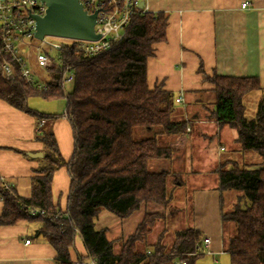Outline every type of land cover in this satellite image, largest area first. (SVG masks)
Listing matches in <instances>:
<instances>
[{"label": "trees", "instance_id": "obj_1", "mask_svg": "<svg viewBox=\"0 0 264 264\" xmlns=\"http://www.w3.org/2000/svg\"><path fill=\"white\" fill-rule=\"evenodd\" d=\"M166 26L164 12H149L96 55L85 57L72 45L62 47L59 64L48 69L49 80L40 91L20 77L4 81L0 68V99L34 117L33 138L42 143L28 197L19 195L0 175V225L37 222L30 236L43 237L55 249L57 264H75L69 250L76 235L87 251L86 257L77 255L78 264L87 257L95 264H194L204 254L195 250L203 237L192 226L175 230L169 246L163 240L165 228L155 241L149 240L163 212L145 210L133 233L116 240L107 239L105 228L96 226L101 212L127 219L149 204L165 208L170 202V172L150 169L149 164L172 157L170 141L187 133L191 121L173 117L177 94L161 84L152 89L147 86L146 61L153 54V44L165 41ZM2 58L0 52V62ZM66 64L72 70V88L67 93L63 80ZM205 79L213 84L206 117L235 131L240 154L258 158L250 163H242L240 156L224 158L214 168L221 201L225 191L242 199L229 209L221 208L223 251L230 264H264V97H259L249 115L246 105L261 87L256 77L214 73ZM30 96L64 98V115L72 135L68 160L61 156L52 131L53 120L60 114L29 107ZM22 154L30 158L29 153ZM62 166L70 177L64 210L51 199V178ZM32 209L43 214H32Z\"/></svg>", "mask_w": 264, "mask_h": 264}, {"label": "crops", "instance_id": "obj_2", "mask_svg": "<svg viewBox=\"0 0 264 264\" xmlns=\"http://www.w3.org/2000/svg\"><path fill=\"white\" fill-rule=\"evenodd\" d=\"M242 2H247L245 8H241ZM144 5L150 12H164L167 16L166 39L153 44V54L146 61L147 86L152 89L161 84L163 89L181 96L173 117L191 121L189 132L170 141L174 149L172 157L152 161L149 167L169 171L168 177L190 178L194 174L193 181L198 175L210 174L211 179L201 178V184L185 185L191 190L192 199L188 226L198 229L202 237L210 238L207 255L212 258L218 253L228 255L222 245L220 213L223 201L214 168L224 158L240 156L244 159L247 155L236 150L233 129L220 127L206 117L205 106L212 101L213 84L205 77L214 73L256 77L261 87L258 98L264 96V0H144ZM43 110L38 109L45 112ZM64 111L46 112L60 114L53 120L52 131L61 156L68 160L72 153V135ZM34 131L35 119L31 115L0 99V175L23 197L30 195V177L40 164L38 158L22 154L41 152L42 143L33 138ZM193 159L196 164H204V171L193 167ZM69 185L66 167L55 170L51 178V199L61 210L66 207ZM153 205L160 206L149 204L127 219L101 212L96 226L105 228L109 240L125 238L133 233L145 210L157 212L149 209ZM2 206L0 201V213ZM37 227V222L26 220L0 225V264H57L55 249L43 237L30 236ZM158 235L159 232L154 241ZM117 248L115 241L114 249ZM69 255L73 263L77 262V255L87 256L79 235L75 236ZM81 264L95 263L87 257Z\"/></svg>", "mask_w": 264, "mask_h": 264}, {"label": "built area", "instance_id": "obj_3", "mask_svg": "<svg viewBox=\"0 0 264 264\" xmlns=\"http://www.w3.org/2000/svg\"><path fill=\"white\" fill-rule=\"evenodd\" d=\"M79 2L87 14H95L93 29L99 36L96 40L51 35L37 39L34 35L36 17L45 14L46 5L41 0H0V52L3 56L0 68L4 81L20 77L33 89L43 90L49 80L48 69L59 64L62 47L72 45L76 52L85 57L96 55L109 47L111 42L121 39L135 19L145 18L150 12L144 5V0H79ZM246 5L247 2H242L241 8H245ZM32 63L40 72L32 69ZM71 72V66L66 64L63 73L65 86L72 81ZM180 100L181 96L175 99L176 102ZM43 121L40 120V123ZM188 129L186 127L187 131ZM30 212L43 214L40 209H32ZM25 243H29V240H25ZM209 244L210 238L203 237L201 242L195 244L196 252L209 254Z\"/></svg>", "mask_w": 264, "mask_h": 264}, {"label": "rangeland", "instance_id": "obj_4", "mask_svg": "<svg viewBox=\"0 0 264 264\" xmlns=\"http://www.w3.org/2000/svg\"><path fill=\"white\" fill-rule=\"evenodd\" d=\"M31 67L32 69L35 70V72H40V69L34 63L31 64ZM71 88H72V84L71 83L67 84L65 86V93L69 92ZM258 99L259 98L257 95L250 102L246 103L248 115L252 111H254V109L256 108ZM27 104L29 107L34 108L36 110L44 109L43 111L45 112L46 111L48 112L57 111L58 113H61L65 107V100L63 97L53 99V100H45L39 96H30L27 100ZM242 160H243L242 163H250L252 161L256 162L258 158H256L255 154H250V155H247L244 159L242 158ZM191 164L194 165L193 167L196 168L197 170L199 168L201 169L200 171H204L203 163L196 164L195 160L193 159L191 160ZM192 175L194 174H191L190 178L192 177ZM168 178H169L168 183L170 184V186L168 184V195H170L171 197L170 202L165 208H162V206H155V205L149 207L151 211L163 212L164 214V217H163L164 220L161 219L163 220V222L157 221V223H155L153 227V231H152L153 233L152 235H150L149 240L154 241L153 239L155 235L158 232H160L163 228H165L166 232H165V237L163 239H164V242L169 246L173 238V232L183 227H187L191 219L190 218L191 217V206H190L191 198H190V193H189L191 190L189 191L188 189H186L185 185H192V184L194 185V183H190V182H196V184H201L203 181L201 180V178L211 179V176L210 174L198 175V178L195 181H193L192 178L190 179L189 177H184V176L182 177L173 176V177H168ZM185 178L187 179L185 180ZM183 182H184V185L182 187ZM171 183H172V187H171ZM222 197H223V208L224 209H229L232 206V204L236 201L238 202L242 201L241 197L238 198V194L230 193L227 191L222 193ZM212 261L215 262V264H230L229 256L223 253H218V255L214 256L213 258L211 255L203 254L196 258L194 264H211Z\"/></svg>", "mask_w": 264, "mask_h": 264}, {"label": "water", "instance_id": "obj_5", "mask_svg": "<svg viewBox=\"0 0 264 264\" xmlns=\"http://www.w3.org/2000/svg\"><path fill=\"white\" fill-rule=\"evenodd\" d=\"M46 5L45 14L36 17L35 37L44 35L73 39L96 40L94 32L95 14H87L79 0H41ZM143 3L140 4L142 6ZM30 157L40 158L42 152L29 153Z\"/></svg>", "mask_w": 264, "mask_h": 264}]
</instances>
